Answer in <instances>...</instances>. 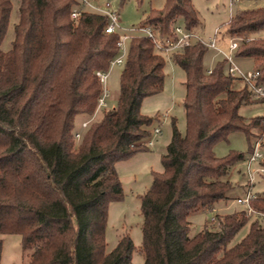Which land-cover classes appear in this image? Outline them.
Returning <instances> with one entry per match:
<instances>
[{"label":"trees","instance_id":"16d2710c","mask_svg":"<svg viewBox=\"0 0 264 264\" xmlns=\"http://www.w3.org/2000/svg\"><path fill=\"white\" fill-rule=\"evenodd\" d=\"M18 1L14 38L3 51L13 5L0 0V234L21 237L28 264H129L134 246L128 235L106 250L109 205L123 197L115 165L147 150L159 121L140 107L163 90L164 56L148 37L129 40L115 108L91 123L76 145L75 118L95 111L102 93L96 72L108 70L119 36L105 33L108 18L78 0ZM179 19L191 33L201 26L192 0H164L138 27L169 39ZM226 34L242 39L234 56L251 59L257 82L264 83V8L230 17ZM207 49L194 41L170 56L185 77V132L171 120L162 171L151 172V185L139 196L142 264H264V228L257 222L227 248L250 221L243 210L224 215L216 230L205 226L189 236L192 214L230 200L234 186L222 178L245 157L237 151L216 157L215 144L240 132L252 152V139L264 128L263 117L239 114L252 94L245 84L233 88L241 80L227 74L226 61L205 69ZM255 195L250 205L264 211V191ZM1 252L0 239V261Z\"/></svg>","mask_w":264,"mask_h":264},{"label":"rangeland","instance_id":"374dc122","mask_svg":"<svg viewBox=\"0 0 264 264\" xmlns=\"http://www.w3.org/2000/svg\"><path fill=\"white\" fill-rule=\"evenodd\" d=\"M92 6L105 8L106 3L110 5L109 11L117 13L118 24L120 27V34L132 35L130 30L138 27L143 20L145 13L151 8H162L164 0H144L141 5H138L135 0H128L122 6L120 0H86ZM13 9L10 15L9 26L5 38L1 44V49L7 51L11 47V42L14 38L13 27L18 21V0H11ZM192 4L197 11L201 26L196 28L192 33L205 42L215 40L217 48L225 53H228V46L230 38L226 34L227 23L230 17L235 16L238 12L243 10H250L255 8H264V0H240L233 5L231 13L228 11V0H192ZM91 10V9H89ZM92 11V10H91ZM175 25L183 26L182 20L179 19ZM218 34L215 35V32ZM194 42V41H192ZM128 43V42H127ZM164 86L163 90L156 95L145 98L140 107V112L146 116H154L159 122L155 123L153 127H158L161 131L156 139L154 145L150 150L155 153H161L162 146L168 142L171 136V120H176L178 130L183 134L185 132V117L182 108V101L184 96V72L176 66L170 57H164ZM222 60L221 55H217L215 50L207 49L203 64L205 69H212L216 62ZM237 67L243 71H253L254 64L250 59H244L239 62L235 59ZM123 66H115L111 69L106 89L108 97L106 98V109L98 111L94 117L93 122L99 121L102 114L106 111L112 110L116 106L117 97L119 94V77ZM227 72V65L225 67ZM243 87V83L239 80L235 81L233 88L239 89ZM252 104L243 105L239 109V114L247 119L261 116L264 118V102L251 98ZM90 116L78 115L74 121L75 131L80 129L83 121L90 119ZM74 139V138H73ZM156 140V141H155ZM77 145L79 141L74 139ZM259 142L260 153L262 160L251 164V169H258L261 167V161L264 160V128L261 133L256 132L252 139L251 148L254 144ZM161 148V149H160ZM230 151H237L244 153V160L235 163L231 166L228 174L222 179H226L234 186L233 190L228 192L230 200L222 202L213 206L216 209L215 213L202 211L192 214L189 217L190 231L189 236H194L205 226L209 229L216 230L219 228V219L226 214L238 212L242 207L237 205L233 198L242 197L246 192L247 185V164L251 152L248 150V143L245 136L240 132L231 133L227 141H220L214 146V154L216 157H224ZM140 155L132 158L129 161H123L116 164V170L119 179L122 183L123 197L118 202H112L108 209V219L105 229L106 250L111 251L119 238L123 235H128L132 240L134 251L132 252L131 261L129 264H142L143 258L139 252L142 234V216L140 212L139 196L151 185L152 177L150 170L161 172L162 166L159 156L155 155L151 162H142L139 159ZM253 193L260 194L264 191V174L255 175V183L253 185ZM216 215V221L210 223V218ZM248 222L227 244L230 248L240 242L247 234L249 225ZM2 240V252L0 264H28L30 253H23L21 249V237L16 234H0Z\"/></svg>","mask_w":264,"mask_h":264},{"label":"built area","instance_id":"2783aa9c","mask_svg":"<svg viewBox=\"0 0 264 264\" xmlns=\"http://www.w3.org/2000/svg\"><path fill=\"white\" fill-rule=\"evenodd\" d=\"M79 3L84 7V9H91L94 12L105 15L108 18V23L104 29V32L107 34H117L119 36V40L117 42L118 53L117 55L110 61L109 68L107 71H98L96 72V76L98 77L99 83L102 86V93L98 98L97 106L95 108L93 116L85 120L81 123L80 129L73 133V138L76 141H79L82 137L83 132L89 127L94 117L96 116L98 111L106 109V98L108 97L106 83L108 79V75L111 69L115 66H123L125 63V58L127 55V46L129 40L134 36H145L152 39L155 48L164 56L170 57L172 53L180 50L184 45H188L192 43V41H199L207 48L216 51L217 55H221L222 59L226 61L227 64V74L231 77L240 79L247 87V89L251 92L252 96L255 99L264 102V83H258L257 78L259 76V71L254 69L253 71L243 72L241 71L237 65L235 64V52L238 49L240 43L242 42L241 38H230L228 53L223 52L219 48H217L215 40H210L208 42L203 41L200 38H197L193 33L186 31L183 26L174 25L173 34L174 37L169 39L160 40L154 31L150 27H134L130 31L133 32L132 35L120 34V27L118 24V16L117 13L109 11L110 5L106 3L105 8H100L96 6H92L86 0H78ZM240 0H228V11L231 13L232 7L234 4L239 2ZM80 14V10L74 8L71 12V18L76 19ZM218 34V31L215 32V35ZM264 38V35H263ZM211 69H208L210 72ZM160 134V130L158 127H155L152 130L151 137L147 140L146 146L152 145V138ZM262 160V155L260 153V144L256 142L252 149L251 154L248 158L247 164V185L245 195L242 197L235 198L233 201L242 207V210L245 213V216L251 222H257L262 228H264V211L253 208L250 205V201L255 199L256 195L253 193V185L255 183V175L256 174H264V167L261 166L258 169H251V164ZM206 211L215 213L216 209L214 207L207 209ZM216 221V215H213L210 218V223H214Z\"/></svg>","mask_w":264,"mask_h":264},{"label":"crops","instance_id":"0c3cea01","mask_svg":"<svg viewBox=\"0 0 264 264\" xmlns=\"http://www.w3.org/2000/svg\"><path fill=\"white\" fill-rule=\"evenodd\" d=\"M164 4V3H163ZM163 7V6H162ZM159 9H161V8H159ZM236 60L237 61H239V62H243L244 61V59L243 58H236ZM251 60V59H250ZM252 61V60H251ZM253 62V61H252ZM184 82V81H183ZM242 82V81H241ZM243 83V82H242ZM183 84V83H182ZM244 84V83H243ZM183 98H184V96H183ZM240 109V108H239ZM238 112H239V110H238ZM156 127V126H155ZM161 132V131H160ZM156 137V136H155ZM154 139H156V138H152V145L151 146H147V150L146 151H143V152H139V153H137V154H135L132 158H135V156L137 157L138 155H140V157H139V159L142 161V162H144V161H146L147 163H149V162H151L152 161V159H153V157L156 155H158L159 156V159H160V157H161V155L164 153V151H165V147H166V145L169 143V140H170V138H169V140H168V142H166L161 148H162V151L163 152H161V153H155L154 151H152V150H150V148L154 145ZM156 141V140H155ZM160 148V149H161ZM132 158H130L129 160H131ZM129 160H127V161H129ZM120 163V162H119ZM118 164V163H117ZM116 166V165H115ZM153 170H150V174H151V172H152ZM154 172H156V171H154ZM230 182V181H229ZM235 198H233L232 199V201L234 200Z\"/></svg>","mask_w":264,"mask_h":264}]
</instances>
